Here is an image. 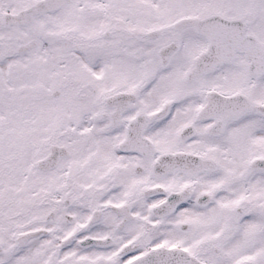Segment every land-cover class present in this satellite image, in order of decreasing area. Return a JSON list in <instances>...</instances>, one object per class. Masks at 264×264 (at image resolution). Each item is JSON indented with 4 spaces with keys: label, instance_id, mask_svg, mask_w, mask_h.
<instances>
[{
    "label": "snow or ice",
    "instance_id": "snow-or-ice-1",
    "mask_svg": "<svg viewBox=\"0 0 264 264\" xmlns=\"http://www.w3.org/2000/svg\"><path fill=\"white\" fill-rule=\"evenodd\" d=\"M0 264H264V0H0Z\"/></svg>",
    "mask_w": 264,
    "mask_h": 264
}]
</instances>
